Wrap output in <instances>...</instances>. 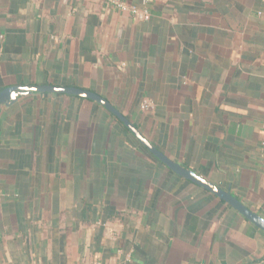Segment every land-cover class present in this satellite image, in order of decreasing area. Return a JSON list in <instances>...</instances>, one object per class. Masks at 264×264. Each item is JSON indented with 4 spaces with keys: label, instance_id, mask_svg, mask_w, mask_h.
Here are the masks:
<instances>
[{
    "label": "crops",
    "instance_id": "obj_1",
    "mask_svg": "<svg viewBox=\"0 0 264 264\" xmlns=\"http://www.w3.org/2000/svg\"><path fill=\"white\" fill-rule=\"evenodd\" d=\"M119 1L0 0V90L93 91L264 218V0ZM0 264H264V231L102 105L31 92L0 107Z\"/></svg>",
    "mask_w": 264,
    "mask_h": 264
},
{
    "label": "water",
    "instance_id": "obj_2",
    "mask_svg": "<svg viewBox=\"0 0 264 264\" xmlns=\"http://www.w3.org/2000/svg\"><path fill=\"white\" fill-rule=\"evenodd\" d=\"M31 92H51L75 95L90 99L106 108L112 115H114L123 125L134 135V137L159 161L166 165L171 171L180 175L181 177L201 186L208 190L218 198L228 203L231 207L236 209L243 217L252 222L255 226L264 231V218L258 213L254 212L246 205H244L238 198L233 196L229 191H226L214 183L197 175L194 171L185 168L178 162L173 161L166 156L162 151L155 147L140 131L139 129L126 118L116 107H114L107 99L101 95L80 87L74 86H57L50 84H22L10 85L0 90V107L2 105H9L14 102L18 95H26Z\"/></svg>",
    "mask_w": 264,
    "mask_h": 264
},
{
    "label": "built area",
    "instance_id": "obj_3",
    "mask_svg": "<svg viewBox=\"0 0 264 264\" xmlns=\"http://www.w3.org/2000/svg\"><path fill=\"white\" fill-rule=\"evenodd\" d=\"M111 1L116 7H119L121 9H126L127 8V6L123 2H121L119 0H111ZM129 10L131 11V13H133L134 15L139 16L142 19H148V17H149V13L146 10H140V9H137L136 7H129ZM148 106H149V103L147 101H144L142 103V108L143 109H147Z\"/></svg>",
    "mask_w": 264,
    "mask_h": 264
}]
</instances>
